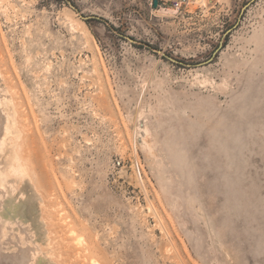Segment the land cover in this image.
I'll return each instance as SVG.
<instances>
[{"label":"rangeland","instance_id":"obj_1","mask_svg":"<svg viewBox=\"0 0 264 264\" xmlns=\"http://www.w3.org/2000/svg\"><path fill=\"white\" fill-rule=\"evenodd\" d=\"M166 7L0 0V264H264V0Z\"/></svg>","mask_w":264,"mask_h":264},{"label":"built area","instance_id":"obj_2","mask_svg":"<svg viewBox=\"0 0 264 264\" xmlns=\"http://www.w3.org/2000/svg\"><path fill=\"white\" fill-rule=\"evenodd\" d=\"M197 1L198 0H158L160 4L171 7L181 13H189V7Z\"/></svg>","mask_w":264,"mask_h":264},{"label":"bare ground","instance_id":"obj_3","mask_svg":"<svg viewBox=\"0 0 264 264\" xmlns=\"http://www.w3.org/2000/svg\"><path fill=\"white\" fill-rule=\"evenodd\" d=\"M206 2H207V0H198V1H197V3L200 4V5H206ZM166 8L172 10L174 13L177 12V10H175V9H173V8H171V7H166ZM10 170H11V169H10ZM8 174H9V173H8ZM7 176H8V175H7Z\"/></svg>","mask_w":264,"mask_h":264},{"label":"water","instance_id":"obj_4","mask_svg":"<svg viewBox=\"0 0 264 264\" xmlns=\"http://www.w3.org/2000/svg\"><path fill=\"white\" fill-rule=\"evenodd\" d=\"M154 4H155V6H158L159 5L158 0H154Z\"/></svg>","mask_w":264,"mask_h":264}]
</instances>
